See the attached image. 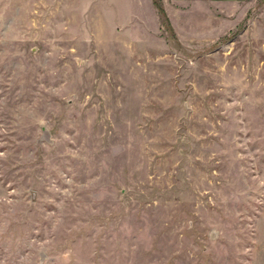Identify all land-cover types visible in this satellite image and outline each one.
I'll list each match as a JSON object with an SVG mask.
<instances>
[{
  "label": "rangeland",
  "instance_id": "374dc122",
  "mask_svg": "<svg viewBox=\"0 0 264 264\" xmlns=\"http://www.w3.org/2000/svg\"><path fill=\"white\" fill-rule=\"evenodd\" d=\"M0 264H264V0H0Z\"/></svg>",
  "mask_w": 264,
  "mask_h": 264
},
{
  "label": "crops",
  "instance_id": "0c3cea01",
  "mask_svg": "<svg viewBox=\"0 0 264 264\" xmlns=\"http://www.w3.org/2000/svg\"><path fill=\"white\" fill-rule=\"evenodd\" d=\"M173 3H185L188 0H170ZM245 0H206V3L214 5V6H224V5H229V6H234V5H238L241 2H244Z\"/></svg>",
  "mask_w": 264,
  "mask_h": 264
}]
</instances>
